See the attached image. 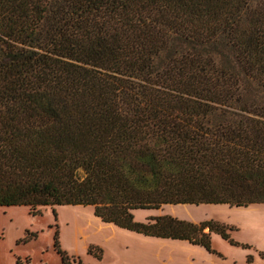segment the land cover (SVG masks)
<instances>
[{"label": "trees", "instance_id": "1", "mask_svg": "<svg viewBox=\"0 0 264 264\" xmlns=\"http://www.w3.org/2000/svg\"><path fill=\"white\" fill-rule=\"evenodd\" d=\"M260 204L264 0H0V207H92L215 253L213 234L249 246L134 212Z\"/></svg>", "mask_w": 264, "mask_h": 264}, {"label": "rangeland", "instance_id": "2", "mask_svg": "<svg viewBox=\"0 0 264 264\" xmlns=\"http://www.w3.org/2000/svg\"><path fill=\"white\" fill-rule=\"evenodd\" d=\"M174 209L179 215L191 214L201 219L200 223L213 220L230 226L232 239L249 246H234L221 236L212 235L215 253L204 249L214 257L212 264H264V204L243 208L168 205L160 210H139L134 216L137 222H145L159 216L173 217ZM55 211L56 215L53 208H43L41 215L34 217L28 207H0V264H60L54 248L56 232L61 248L81 258L84 264H118L113 245L105 242L109 231H101L102 221L92 207L62 206ZM93 244L104 245L106 249ZM87 245L102 251L101 260L88 253Z\"/></svg>", "mask_w": 264, "mask_h": 264}, {"label": "crops", "instance_id": "3", "mask_svg": "<svg viewBox=\"0 0 264 264\" xmlns=\"http://www.w3.org/2000/svg\"><path fill=\"white\" fill-rule=\"evenodd\" d=\"M173 217L196 224L201 221L191 214L189 216L179 215L175 209ZM102 223L99 227L101 231H109V236L105 238V242L113 245L112 250L115 251L118 264H212L214 260V257L206 252L203 247L191 245L186 241L150 238L115 225ZM213 240L215 242L214 238ZM93 245L100 247L103 251L106 249L104 245ZM90 246L87 245V249ZM184 253L187 254L183 259L181 257Z\"/></svg>", "mask_w": 264, "mask_h": 264}]
</instances>
